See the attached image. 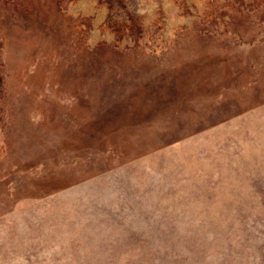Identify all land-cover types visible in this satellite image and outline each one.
Masks as SVG:
<instances>
[{
    "label": "rangeland",
    "instance_id": "rangeland-1",
    "mask_svg": "<svg viewBox=\"0 0 264 264\" xmlns=\"http://www.w3.org/2000/svg\"><path fill=\"white\" fill-rule=\"evenodd\" d=\"M0 264H264V0H0Z\"/></svg>",
    "mask_w": 264,
    "mask_h": 264
}]
</instances>
